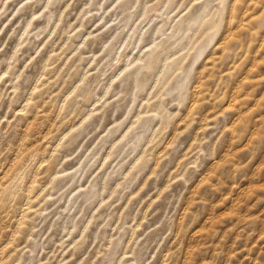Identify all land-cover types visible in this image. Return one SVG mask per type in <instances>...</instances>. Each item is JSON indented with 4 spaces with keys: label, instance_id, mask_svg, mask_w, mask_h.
I'll use <instances>...</instances> for the list:
<instances>
[{
    "label": "rangeland",
    "instance_id": "obj_1",
    "mask_svg": "<svg viewBox=\"0 0 264 264\" xmlns=\"http://www.w3.org/2000/svg\"><path fill=\"white\" fill-rule=\"evenodd\" d=\"M0 264H264V0H0Z\"/></svg>",
    "mask_w": 264,
    "mask_h": 264
},
{
    "label": "bare ground",
    "instance_id": "obj_2",
    "mask_svg": "<svg viewBox=\"0 0 264 264\" xmlns=\"http://www.w3.org/2000/svg\"><path fill=\"white\" fill-rule=\"evenodd\" d=\"M16 157H17V156H16ZM32 176L34 177V175H32ZM33 177H32V178H33ZM32 178H31V180H32ZM12 181H13V180H12ZM11 183H12V182H11ZM29 183H30V182H29ZM31 183H32V181H31ZM31 183H30V185H31ZM5 185H6V184H5ZM30 185H29V186H30ZM5 188H8V187L6 186ZM5 188H4V193H6V192H5ZM26 188H27V187H26ZM9 191H10V190H9ZM27 193H28V192H27ZM25 206H27V205H26V202H25ZM23 208H26V207L23 206ZM24 210H25V209H24ZM23 212H24V211H23ZM21 213H22V212H21ZM20 216H21V215H20ZM18 220H19V219L17 218L16 221H18ZM16 224H17V223H16ZM17 225H18V224H17Z\"/></svg>",
    "mask_w": 264,
    "mask_h": 264
}]
</instances>
